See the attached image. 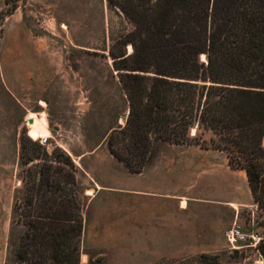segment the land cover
Masks as SVG:
<instances>
[{
	"label": "rangeland",
	"instance_id": "obj_1",
	"mask_svg": "<svg viewBox=\"0 0 264 264\" xmlns=\"http://www.w3.org/2000/svg\"><path fill=\"white\" fill-rule=\"evenodd\" d=\"M13 3L11 15L0 17V61L4 77L14 80L11 89L21 95L19 102L0 81V264H16L14 249L24 226L14 203L23 198L26 169L34 170L44 154H56L57 146L72 160V155L96 146L105 148L110 128L124 123L127 104L110 52L132 51L131 44H116L132 24L106 0H8L7 5L0 0V10ZM20 57L36 62L19 63ZM26 77L32 79L33 89L24 84ZM26 107L45 115V142L27 134L28 120L22 116ZM195 132L194 127L190 133ZM209 135L203 133L206 139ZM154 152L158 165L176 167L175 213L157 203L164 194L151 193L172 177L165 171L133 175L113 168L112 179L119 187L98 188L90 200L85 189L92 186L81 175L80 161L73 160L83 216L80 262H213L211 257L201 258L204 253L215 256L218 264H264V210L253 202L244 172L230 168L225 153L198 145L162 142ZM28 158L32 160L26 163ZM108 192L118 196L104 194ZM182 201L185 209H180ZM110 221L135 227L131 234L137 237H108ZM234 225L245 240H228L226 231Z\"/></svg>",
	"mask_w": 264,
	"mask_h": 264
},
{
	"label": "trees",
	"instance_id": "obj_2",
	"mask_svg": "<svg viewBox=\"0 0 264 264\" xmlns=\"http://www.w3.org/2000/svg\"><path fill=\"white\" fill-rule=\"evenodd\" d=\"M106 1L132 24L116 40L131 44V53L110 52L127 112L106 135L108 151L134 174L158 143L221 151L230 168L244 172L253 202L264 210V0ZM15 8L5 7L0 17ZM56 150L23 176L24 195L14 203L24 226L16 264H82L76 165ZM200 256L218 264L215 256Z\"/></svg>",
	"mask_w": 264,
	"mask_h": 264
},
{
	"label": "crops",
	"instance_id": "obj_3",
	"mask_svg": "<svg viewBox=\"0 0 264 264\" xmlns=\"http://www.w3.org/2000/svg\"><path fill=\"white\" fill-rule=\"evenodd\" d=\"M20 59L21 60L19 61V63L36 62L35 60H32V58L30 57H27V58L20 57ZM16 67L17 66L14 67L15 70L22 69L21 66H18L19 69ZM3 70H4V67L2 66L1 61H0V81L2 82L3 80V83L5 84V86L14 94V96L19 101V96L21 95V92L16 89L15 90L11 89L10 85H15L14 80H11L10 78H5L3 75ZM31 75H33V72H31ZM31 83H32V79L30 77H26L24 79V84L30 85L31 89H33L34 84L33 83L31 84ZM18 92L19 94H17ZM41 102H43V100H41ZM31 112L40 114V112L38 111H33L32 109L27 108V112L23 113L22 115V116L25 115L26 121L29 120L27 115ZM156 153L157 152H154L152 159L143 167L142 171L139 173H135V174L130 173L120 161H118L114 156H112V154L108 151L106 145H105V148H99V146H96L92 149L86 150V152L84 153H80L78 155H72V157L76 163H78L76 159L80 161L78 165L80 166L83 172L81 173V175L84 178H86L87 182L92 186V188L88 187L85 189L86 195L87 196L91 195L90 200L95 198V194L98 188H102V187L103 188H117L119 187V185L114 184L113 179H112L113 177H115L112 172L113 168L121 167L125 169L127 173L133 174V175H138V174L142 175L147 170L160 171V172L165 171L166 173L170 174V176L172 175V177H170V179L167 182H163V183L159 182L160 189L151 190V193L164 194L165 197H163V199L161 201H158L157 203H159L160 205H163L165 208L167 207L168 210H170V212L172 208L173 210L172 213H175L176 207H177L176 200H175L176 191H177L176 182H175L176 181V175H175L176 167L174 166L172 167L171 165L166 166V167L158 165L157 162L155 161ZM76 180L78 183L77 176H76ZM88 190H91V192H88ZM143 190L145 191L146 189H142L140 191L143 192ZM93 192H95L94 195H93ZM104 194L111 196V197L118 196L116 194H113V192H108ZM185 207H186L185 202L182 201L180 205V209H185ZM134 229L135 227H133L132 229L130 227L125 226L123 222H111L110 221L109 223L106 224V232L109 233L108 237L110 238L125 239V238H130L133 236L137 237L136 234L135 235L131 234L134 232ZM84 231H85V227H84ZM174 233H176V231ZM82 261L85 262L86 260H82Z\"/></svg>",
	"mask_w": 264,
	"mask_h": 264
},
{
	"label": "bare ground",
	"instance_id": "obj_4",
	"mask_svg": "<svg viewBox=\"0 0 264 264\" xmlns=\"http://www.w3.org/2000/svg\"><path fill=\"white\" fill-rule=\"evenodd\" d=\"M27 116L29 119H31V122L27 123V134L33 139L47 138L49 131L47 128L45 115L43 113L36 114L31 112ZM88 192H91V190H88ZM82 258H84V255H82Z\"/></svg>",
	"mask_w": 264,
	"mask_h": 264
},
{
	"label": "built area",
	"instance_id": "obj_5",
	"mask_svg": "<svg viewBox=\"0 0 264 264\" xmlns=\"http://www.w3.org/2000/svg\"><path fill=\"white\" fill-rule=\"evenodd\" d=\"M41 141L45 142L46 138H40ZM226 236L231 243L245 240V236L240 232L238 226L234 225L226 231ZM234 245V244H233Z\"/></svg>",
	"mask_w": 264,
	"mask_h": 264
},
{
	"label": "water",
	"instance_id": "obj_6",
	"mask_svg": "<svg viewBox=\"0 0 264 264\" xmlns=\"http://www.w3.org/2000/svg\"><path fill=\"white\" fill-rule=\"evenodd\" d=\"M28 122H31V119H29Z\"/></svg>",
	"mask_w": 264,
	"mask_h": 264
}]
</instances>
